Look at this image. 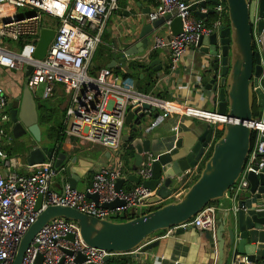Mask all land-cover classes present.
I'll return each mask as SVG.
<instances>
[{"label": "built area", "instance_id": "obj_1", "mask_svg": "<svg viewBox=\"0 0 264 264\" xmlns=\"http://www.w3.org/2000/svg\"><path fill=\"white\" fill-rule=\"evenodd\" d=\"M157 2V7L150 13V21L174 10L182 21V32L168 38L156 37L151 47V51L168 48L171 69L175 70L189 49L198 45L200 38L209 35L213 28L193 13V3L187 0ZM117 8L118 0H0V67L25 74L31 66L25 83L33 93L44 84L45 97L55 95L58 86L63 87L61 92L66 95L67 103L63 119L66 138H74L79 147L100 145L114 158L113 163L102 165L94 172L92 184L86 191L72 188L69 181L63 182L60 191L54 190L51 182L61 169L55 167L54 160L32 165L29 173L19 172L18 159L6 150L11 139L9 99L0 85V264L14 263L23 236L41 211L50 205L68 206L100 219L112 220L124 216L134 207L146 205L154 195L142 185V181L152 177L155 157L151 153L134 171L141 183L131 189H116L119 179L128 178L122 161L125 152L122 135L127 114L137 104L148 103L159 112L148 130L158 126L170 114L221 125L228 121L226 114L141 92L130 78H123L109 67L91 71L93 56L102 43L110 16ZM215 11L220 16L228 13L226 0H218ZM202 12L207 14L208 10ZM46 14L58 22H49ZM219 25L217 22L214 27ZM43 28H53L56 34L45 57L38 59L34 54ZM255 40L261 51V36L257 31ZM4 41L7 44L3 45ZM19 42L22 46L16 49L11 46ZM146 112L151 114V110ZM250 125L255 142L239 179L229 189L234 195L249 189V173L259 175L264 170V105ZM191 174L192 169L187 170L181 181ZM87 192L97 193L99 203L89 199ZM40 196L41 206L37 209ZM117 199L123 204L112 208L101 205ZM216 212L217 207L209 204L182 226L213 233ZM70 234L74 235L73 240L68 238ZM39 254L43 256L41 263L37 262ZM110 255L118 254L90 246L82 238L76 222L60 217L51 220L36 234L22 264H105ZM79 256L85 261L78 262ZM237 264L253 262L245 254L238 256Z\"/></svg>", "mask_w": 264, "mask_h": 264}, {"label": "water", "instance_id": "obj_2", "mask_svg": "<svg viewBox=\"0 0 264 264\" xmlns=\"http://www.w3.org/2000/svg\"><path fill=\"white\" fill-rule=\"evenodd\" d=\"M188 2L193 3V13L202 18L206 14L199 11L198 7H206L209 2L217 3L218 0ZM226 3L229 24L214 27L209 35L201 37L198 42L205 54L217 58L214 63L215 73L207 84V89L212 90L218 98V112L228 116V121L219 128L222 134L213 143L212 153L204 162L199 177L179 199L124 221L100 219L76 208L50 205L41 211L23 236L13 264H22L24 254L36 234L51 220L60 217L76 222L82 238L90 246L116 254L135 252V256L140 257L159 243L158 240L147 243L154 233L171 228H176L177 234L183 233L186 228L183 224L193 219L207 205L223 199L229 193L230 187L239 179L252 148L253 130L250 122L255 117L254 104L257 100L258 107L264 105V90L260 84L264 78V0H226ZM168 21H171L174 35L182 32L181 18L177 17V11L174 10L143 25L139 35L140 42L131 49L120 52L118 57L144 53L153 41L151 35ZM256 31L261 36L263 47L258 52L253 48ZM55 34L56 30L53 28L42 29L34 54L36 58L45 57ZM158 64L160 59H154L149 66L159 71L161 67ZM108 67L112 65L109 64ZM31 71L32 67L29 66L25 75L28 76ZM134 86L137 88V81H134ZM39 107L40 103L26 85L21 97L13 98L9 103L12 134L17 139L30 134L38 144L26 159L30 166L54 160L55 167L59 169L64 164L66 154L56 153V149L48 145L40 146L42 130L38 118ZM149 110L151 114L146 112ZM158 113L150 104L142 103L134 106L127 114L125 123L132 128V134L128 137V153L134 156V170L152 152L153 140L149 135L151 130L147 129V122ZM213 133V129H206L194 141L179 137L173 148L154 156L152 177L142 181L143 186L154 192L148 199L149 203L167 200L172 195L182 174L194 169L201 161L212 141ZM28 146L26 143L25 148ZM71 168L72 163H68L65 169L71 187L76 188L78 177ZM128 179L135 184L141 183L140 177L135 173L130 174ZM248 179L251 195L240 200L237 208L226 209L215 232L220 264H237V256L243 254L248 255L252 262L264 260V170L259 175L249 173ZM124 182V179L117 181L118 191L123 188ZM86 195L99 203L97 193L87 192ZM41 199L42 196L38 199L37 209H40ZM122 204L123 201L117 199L101 205L112 208ZM226 231L227 239L224 238ZM204 232L207 239L214 238L212 233ZM68 238L73 240L74 235L70 234ZM114 256L106 257L105 264ZM42 261L43 256L39 254L37 262ZM77 261L84 262L85 258L79 256Z\"/></svg>", "mask_w": 264, "mask_h": 264}, {"label": "crops", "instance_id": "obj_3", "mask_svg": "<svg viewBox=\"0 0 264 264\" xmlns=\"http://www.w3.org/2000/svg\"><path fill=\"white\" fill-rule=\"evenodd\" d=\"M157 5V0H118V8L111 14L102 38V43L108 48V53L113 55V59L111 63H109L112 67L109 68L113 70L115 67L119 66L121 69L119 75L121 76L123 73H128L130 75L128 78H130L133 83L137 81V89L141 92L165 100L188 103L208 111L218 112V98L212 90L207 89V84L215 73L214 63L216 62V57L205 54L199 45L192 46L179 62L178 67L172 70L170 51L168 48H160L156 51H151L152 44L156 37L168 38L173 35V30L168 22L156 29L151 35L153 41L144 53L118 57L120 52H125L140 42L139 35L142 27L150 21V13L155 10ZM216 5L217 3L215 2H209L206 7H198V10L201 12L203 9L208 10V13L205 17H202V19H204L209 28H214L217 22H219L220 25L227 24L224 16H220L218 12L215 11ZM262 50L263 47L261 46V51ZM154 59H160V64H158V66H160L161 69L159 71L149 66V63ZM92 65H94L93 62ZM144 67L147 70L144 69ZM91 71L95 72L96 69L92 70L91 67ZM25 82V74L0 67V85L3 86L9 100L21 97L24 87L26 86ZM260 84L264 90V78L261 80ZM57 89L62 91L60 88ZM37 102L39 103V101ZM66 104L65 102V104L59 105L60 107H58L61 113V121L64 119ZM42 114H44V111H42V107H39L38 118L43 135L44 131L48 129L51 123L47 124L44 121L42 122ZM147 127H149V125ZM220 127L221 124L209 123L198 118L170 114L149 132L153 140L151 154L155 156L170 150L174 147L179 137H184L187 141H194L206 129L211 128L214 130V133L212 141L207 148L208 150L218 139ZM10 134H12V126ZM131 134V126L125 124L122 135L125 152L122 156V161L124 163V172L127 176L135 171L133 169L135 164L134 156L128 153L130 149L128 137ZM26 142L29 146L26 148L21 147V152L16 155H12L11 152L7 151L10 156H14L18 159L20 163L18 171L21 173H29L32 171V167L27 163L26 159L30 151L38 145L30 134L26 135ZM76 143L77 141L74 138H65L61 145V151L66 154V158L64 161V170L61 168L51 182V187L56 191L62 189L64 181H69L65 169L68 163H72V172L78 177L76 189L79 191H86L87 188L90 187L93 174L100 166L113 163V154L108 149L100 145H93L88 148L79 147ZM46 145L54 147L51 145V141L48 137L44 138L42 136L40 146ZM93 150L99 151L98 156H94L91 153ZM56 153H58L57 149ZM196 174L198 176L194 178ZM199 174L200 170L198 171L197 166V168L195 167L192 169L191 175L178 182L174 188L172 187L173 193L167 200H161V202L157 203L147 202L143 207H134L126 213L124 217L133 218L141 213L150 211L151 208L162 203L179 199L189 188L190 183H194L199 177ZM134 185L135 183L127 178L125 179L123 188L131 189ZM250 195L251 193L249 190L243 191L238 195L228 193L223 199L212 203V205L217 207L215 232L218 229L226 209L231 207L237 208L239 201L245 196ZM215 232L212 233L214 238L209 240L205 232L193 228L192 226L186 227L184 232L180 234L176 233V228H171L151 236L147 243L157 240L159 243L142 256L136 257L135 252L118 254L107 264H220V252L218 241L215 238ZM224 238H228L227 231L224 234ZM226 256L227 252L225 253V260L227 259ZM263 263L264 260L253 262V264Z\"/></svg>", "mask_w": 264, "mask_h": 264}, {"label": "trees", "instance_id": "obj_4", "mask_svg": "<svg viewBox=\"0 0 264 264\" xmlns=\"http://www.w3.org/2000/svg\"><path fill=\"white\" fill-rule=\"evenodd\" d=\"M224 18L227 22V24H229V19H228V13L224 14ZM14 44L15 47H19V46H22V43H12ZM253 48L256 52L259 51V47L256 43V40H255V37H254V45H253ZM108 48L105 47V45L103 43H101L98 48L96 49V52L93 56V63L94 65H92V70H98V69H101V68H104V67H107L109 63H111V60L113 59V55L108 53ZM144 69H146L144 67ZM118 75L120 74L121 72V69L119 66L115 67V69H113ZM147 70V69H146ZM122 77L123 78H128L130 77V75L128 73H123L122 74ZM40 103V107H42V111H44V114H42V122L44 121L45 123L47 124H50L51 125L48 127V129L46 130L47 131V136L49 138L50 141H53L54 143V147L57 149V152L58 153H61V145L62 143L64 142L66 136L64 134V127H63V121L59 122L58 124H55L53 121L54 117L56 116L57 112H59V108L60 107L59 105H56V106H53L55 108H48L49 106L47 104H45L44 102H41L39 101ZM254 115L257 116L259 115V112H256L254 110ZM222 132L219 131V134H218V138L221 136ZM255 142V134L253 133L252 135V145L254 144ZM212 150H213V147H211V151H210V155L212 153ZM209 155V156H210ZM64 167V164L61 166V168ZM203 169V167H202ZM215 202V201H213ZM212 202V203H213ZM211 203V204H212ZM164 203L156 206V207H153L150 209L151 210H155L157 209L158 207L162 206ZM129 219L128 217H124V216H120V217H115L114 220H117V221H124V220H127ZM165 230H160L156 233H154L153 235L157 234V233H161V232H164ZM152 235V236H153Z\"/></svg>", "mask_w": 264, "mask_h": 264}, {"label": "rangeland", "instance_id": "obj_5", "mask_svg": "<svg viewBox=\"0 0 264 264\" xmlns=\"http://www.w3.org/2000/svg\"><path fill=\"white\" fill-rule=\"evenodd\" d=\"M24 9H21V11H23ZM45 18H47V20L49 22H58L56 18L50 16V15H45ZM3 45L7 44L4 42H2ZM11 46L16 49L17 47L14 46V44H11ZM123 72V71H122ZM122 76V75H121ZM58 88H60L62 91V87L61 86H58ZM34 96L36 98L37 101H41V102H44L45 104H47L49 107L48 108H55L53 106H56V105H63L65 104L66 102V95L62 94V92L59 90L57 93H55V95L53 97H45V86L44 84H40L37 88L34 89ZM254 110L256 112H261V108L258 107V104L257 102L254 104ZM41 115V114H40ZM152 118H150L147 122V125H150L152 120ZM61 121V113L60 112H57L56 116L54 117L53 121L55 124H58L59 122ZM44 138L45 137H48L47 136V131H44V134L42 135ZM16 142H12L10 143L11 145H9L6 150L8 152H11L12 155H16L18 154L19 152H21V146H20V142L18 140H15ZM51 145L54 146V143L53 141H51ZM210 151H211V148L208 149L204 156L202 157L201 161L199 162L198 164V171L200 170V173H201V170H202V167L204 166V162L207 160V158L209 157L210 155ZM91 153L94 155V156H98V153L99 151H91ZM126 169V168H125ZM200 175V174H199ZM198 175L196 174L194 176V178H196ZM193 184V182H192ZM190 183L189 187L192 185Z\"/></svg>", "mask_w": 264, "mask_h": 264}, {"label": "flooded vegetation", "instance_id": "obj_6", "mask_svg": "<svg viewBox=\"0 0 264 264\" xmlns=\"http://www.w3.org/2000/svg\"><path fill=\"white\" fill-rule=\"evenodd\" d=\"M10 101L11 100H9V103H10ZM9 103H8V107H9ZM10 125L12 126V121H11V117H10ZM15 140H18L19 142H20V146L21 147H23V148H25V146H26V135L23 137V138H21V139H17V138H15L14 136H13V134H11V139L9 140L10 142H16Z\"/></svg>", "mask_w": 264, "mask_h": 264}]
</instances>
